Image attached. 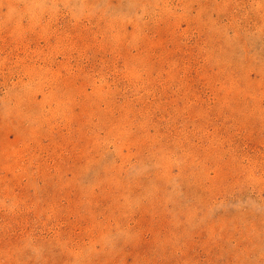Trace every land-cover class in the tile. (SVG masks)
Segmentation results:
<instances>
[{"label": "rangeland", "instance_id": "obj_1", "mask_svg": "<svg viewBox=\"0 0 264 264\" xmlns=\"http://www.w3.org/2000/svg\"><path fill=\"white\" fill-rule=\"evenodd\" d=\"M0 264H264V0H0Z\"/></svg>", "mask_w": 264, "mask_h": 264}]
</instances>
